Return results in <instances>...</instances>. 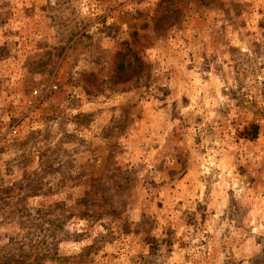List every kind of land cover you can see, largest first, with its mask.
Listing matches in <instances>:
<instances>
[{
    "label": "rangeland",
    "instance_id": "obj_1",
    "mask_svg": "<svg viewBox=\"0 0 264 264\" xmlns=\"http://www.w3.org/2000/svg\"><path fill=\"white\" fill-rule=\"evenodd\" d=\"M240 5L0 0V264H264V160L239 157L264 143V19L239 33ZM204 107L224 129L189 126Z\"/></svg>",
    "mask_w": 264,
    "mask_h": 264
},
{
    "label": "crops",
    "instance_id": "obj_2",
    "mask_svg": "<svg viewBox=\"0 0 264 264\" xmlns=\"http://www.w3.org/2000/svg\"><path fill=\"white\" fill-rule=\"evenodd\" d=\"M217 1H222V0H217ZM239 3H241V5L239 6L240 8H244L246 7L245 3H250V6H249V9L251 14L250 16H247V17H243V14L242 16L239 17V33L240 32H243V33H246V31H248L249 29L250 30H253L255 28L254 24L256 21H254L255 17L257 16V14H259V18H263L264 19V0H238ZM223 13V12H222ZM224 15H228V13L224 12L223 13ZM240 15V14H239ZM203 19H207L206 16L202 17ZM226 18V17H225ZM250 19L251 18V21H247V19ZM202 19V20H203ZM227 19V18H226ZM245 19V20H244ZM262 21H260L258 24H257V27L259 28L260 25H261ZM227 26H228V22H224L222 26H220L222 28V30L224 28L227 29ZM196 27V28H195ZM192 28V27H191ZM195 29V31L198 29H200V27H197V26H194L193 27ZM192 29V30H194ZM191 30V32H193ZM242 33V34H243ZM240 35V34H239ZM195 40L194 39V43H191V46H196L195 45ZM230 41V40H228ZM244 42V39L242 37L239 36V45L241 43ZM214 42H205L206 46L204 49H208L210 46L214 45L213 44ZM230 43H232L230 41ZM211 44V45H210ZM191 48H194V47H191ZM196 48V47H195ZM194 48V49H195ZM183 79L182 76H178L176 78H169L167 79V82L171 85V86H175V89L172 91V96H171V100H175L174 102L175 103H171L173 104V107L170 108V111H171V114L172 115H175L176 116V120L172 123V124H175L176 126H178L177 128H183V126L185 125L184 124V115L187 113L189 114V117H191V115L193 114H197V109L195 107H193L192 105H187V109H186V113L184 112L185 110L182 108V106L180 105V100L179 99H184L186 101L189 100V98L193 95L194 91L196 90L195 88H191L190 86V89L187 87L186 90L185 88H183L184 91L180 92V87H182L183 85V82L181 81ZM193 83H195V81H193ZM218 84V83H217ZM176 85L178 87V90H176ZM194 87H195V84H194ZM201 87V86H199ZM203 88V87H202ZM188 89V90H187ZM124 96H130V95H124ZM132 96V95H131ZM209 96V95H208ZM210 96H212V92H210ZM134 97H135V94H134ZM137 97H135L134 101H137L136 100ZM162 98V97H161ZM177 98V99H175ZM213 98V96L211 97V99ZM138 99V98H137ZM162 102V105L164 106V102L165 104H167L169 102V99L168 98H165L164 100L161 101ZM152 104V103H151ZM175 105H178V106H174ZM148 105V104H147ZM141 109V108H140ZM164 110H159V111H155L156 114H160L162 115L164 112H166L168 109L164 106ZM203 110V111H202ZM164 111V112H163ZM200 111V110H199ZM198 111V112H199ZM141 112H142V109H141ZM163 112V113H162ZM169 112V111H168ZM201 114H203L202 116V121L201 122H191L190 120L192 118H189L187 123H189V126H192V125H196V124H200L202 126H204V128L206 129H210V128H214V127H218L216 124L212 125L213 123L209 120V119H206L205 118V115L208 114L209 112H214V109H212L211 107L209 108H205L204 109H201ZM245 113L244 111L242 112V114ZM168 114V113H167ZM146 119V121L144 122V124L147 125V123H151V120H153L154 118L152 119H148V118H144ZM142 119H140V123H143L141 122ZM186 123V122H185ZM246 122H245V119L244 118H241V120L239 121V131L242 130L245 126ZM224 125L222 124L221 128L218 127V130H222L224 129L223 127ZM184 129V128H183ZM189 131H192L191 129H195L194 126L193 128L189 129L187 128ZM191 135H195L194 132H189ZM254 138L256 137H251V136H239V157L242 158L243 162L248 160V161H252V164H251V168H255V176H256V173L258 171H261L262 170V167L261 168H258L256 167L257 165L255 164V161H254V158H258L259 160H261V158L264 160V147H262V145L264 143H262L263 141H260L259 138L255 139ZM163 141H160L159 143L162 145V149L160 151L157 150L158 153H162L161 154V158H162V163H164L165 161V158H167V155L169 154L168 151L164 150L163 149V146H164V143H162ZM194 144V143H193ZM257 159V160H258ZM160 163V161H159ZM264 172L260 173L259 174H263ZM258 174V175H259ZM250 179V178H249ZM242 194V191L241 189L239 188V196ZM249 192L248 191H245V195H244V204H247L248 207L250 209L253 208V203L250 201H247L246 199L248 198L249 196ZM246 202V203H245Z\"/></svg>",
    "mask_w": 264,
    "mask_h": 264
},
{
    "label": "trees",
    "instance_id": "obj_3",
    "mask_svg": "<svg viewBox=\"0 0 264 264\" xmlns=\"http://www.w3.org/2000/svg\"><path fill=\"white\" fill-rule=\"evenodd\" d=\"M124 45L127 46V50H126V52H130V45L127 44V43H124ZM119 67L122 68V67H123V63H121V64L119 65Z\"/></svg>",
    "mask_w": 264,
    "mask_h": 264
}]
</instances>
